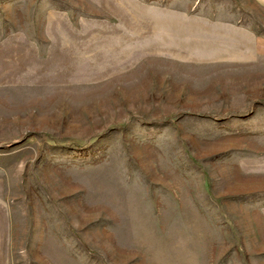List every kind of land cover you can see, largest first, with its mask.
I'll list each match as a JSON object with an SVG mask.
<instances>
[{
	"label": "rangeland",
	"instance_id": "1",
	"mask_svg": "<svg viewBox=\"0 0 264 264\" xmlns=\"http://www.w3.org/2000/svg\"><path fill=\"white\" fill-rule=\"evenodd\" d=\"M254 2L0 0V264H264Z\"/></svg>",
	"mask_w": 264,
	"mask_h": 264
},
{
	"label": "crops",
	"instance_id": "2",
	"mask_svg": "<svg viewBox=\"0 0 264 264\" xmlns=\"http://www.w3.org/2000/svg\"><path fill=\"white\" fill-rule=\"evenodd\" d=\"M254 3L242 7V62L264 59V0Z\"/></svg>",
	"mask_w": 264,
	"mask_h": 264
}]
</instances>
